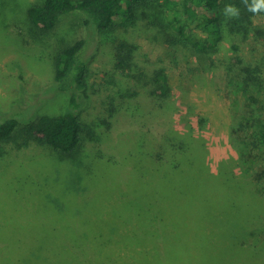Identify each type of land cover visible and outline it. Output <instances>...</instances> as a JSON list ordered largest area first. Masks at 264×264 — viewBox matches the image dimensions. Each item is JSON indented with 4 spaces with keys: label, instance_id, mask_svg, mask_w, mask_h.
I'll return each mask as SVG.
<instances>
[{
    "label": "rangeland",
    "instance_id": "obj_1",
    "mask_svg": "<svg viewBox=\"0 0 264 264\" xmlns=\"http://www.w3.org/2000/svg\"><path fill=\"white\" fill-rule=\"evenodd\" d=\"M41 2L0 0V119L12 114L20 119L14 140L0 142V264H223L228 250L223 231L233 229L228 206L221 201L212 208L206 196L224 176L199 165L203 160L184 174H166L158 163L135 167L128 151L137 136L143 142L152 138L145 135L149 132L161 140L176 123L171 115L162 113L150 122L147 112L124 110L121 103L128 99L121 96L128 92V80L116 67L108 38L97 35L98 50L77 110L95 128L93 139L81 145L77 162L82 165L60 160L34 142L19 145L24 125L68 108V94L50 89L53 57L87 35L86 15L80 12L64 16L49 33L33 30L27 10ZM152 35L155 31H132L141 61L162 59L167 65L176 93L173 109L204 117L211 134L226 141L232 98L225 71L182 56L175 64ZM243 50L249 55L250 44ZM114 105L120 110L110 116ZM217 191L239 194L228 186Z\"/></svg>",
    "mask_w": 264,
    "mask_h": 264
},
{
    "label": "trees",
    "instance_id": "obj_2",
    "mask_svg": "<svg viewBox=\"0 0 264 264\" xmlns=\"http://www.w3.org/2000/svg\"><path fill=\"white\" fill-rule=\"evenodd\" d=\"M251 3L252 0L247 4L244 0H42L29 6L27 16L33 30L49 33L64 16L80 12L86 15L87 35L59 49L53 57L50 89L68 94V108L24 125L18 135L22 141L19 145L34 142L52 149L60 160H74L76 167L82 165V161L77 162L82 156L81 145L86 138L93 139L95 128L84 123L77 110L88 87L90 63L99 43L97 35H102L112 46L116 67L128 80V92L121 96L128 99L121 103L124 110L132 115L147 112L145 118L150 122L163 113L173 116L176 123L175 129L165 130L161 140L148 132L145 135L152 138L147 136L142 142L139 134L128 158L138 169L155 163L163 165L166 174L187 173L203 160L199 165H208L222 174L223 179L213 184L206 196L212 208L221 201L228 206L233 229L223 231L228 250L223 252L222 263L264 264V11L249 12ZM228 5L238 9L239 16L225 15ZM138 29L155 31L150 38L166 47V57L175 64L182 56L211 67V71H225L227 95L232 98V124L226 141L211 134L204 117L173 109L176 93L168 67L162 59L140 60L141 47L132 36V31ZM248 43L249 55L243 53ZM141 95L150 97L152 106ZM119 110L114 105L108 113L113 116ZM171 116L167 118L171 120ZM19 126L20 119L15 114L1 118L0 142L13 141ZM219 186H228L239 194L219 193ZM215 244L210 245L212 251L217 249Z\"/></svg>",
    "mask_w": 264,
    "mask_h": 264
},
{
    "label": "clouds",
    "instance_id": "obj_3",
    "mask_svg": "<svg viewBox=\"0 0 264 264\" xmlns=\"http://www.w3.org/2000/svg\"><path fill=\"white\" fill-rule=\"evenodd\" d=\"M244 3L247 4V0H244ZM247 10L252 13H258L264 11V0H252V3L248 5ZM230 16H239V10L232 5H228L225 8V15Z\"/></svg>",
    "mask_w": 264,
    "mask_h": 264
}]
</instances>
